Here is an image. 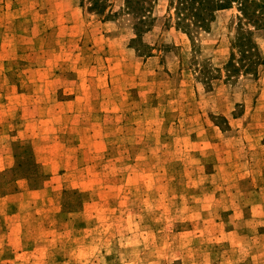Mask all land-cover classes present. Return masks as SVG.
Returning a JSON list of instances; mask_svg holds the SVG:
<instances>
[{"label":"rangeland","instance_id":"obj_1","mask_svg":"<svg viewBox=\"0 0 264 264\" xmlns=\"http://www.w3.org/2000/svg\"><path fill=\"white\" fill-rule=\"evenodd\" d=\"M91 3L0 0V264H264V5Z\"/></svg>","mask_w":264,"mask_h":264},{"label":"trees","instance_id":"obj_2","mask_svg":"<svg viewBox=\"0 0 264 264\" xmlns=\"http://www.w3.org/2000/svg\"><path fill=\"white\" fill-rule=\"evenodd\" d=\"M88 9L102 13L105 8L103 0H90ZM156 0H126V4L133 3L137 11H145V4L150 5ZM168 11H172L176 18V27L186 31L192 27L204 31L206 25L213 20L217 11L230 9L237 6L243 18H248L250 23L258 24L259 12L262 10L264 0H167ZM146 9V8H145ZM187 28V29H186ZM188 32V31H187ZM189 33V32H188ZM251 45H253L251 43ZM254 46V45H253ZM256 47L254 46V49ZM256 52V49H255ZM262 64V63H261Z\"/></svg>","mask_w":264,"mask_h":264}]
</instances>
